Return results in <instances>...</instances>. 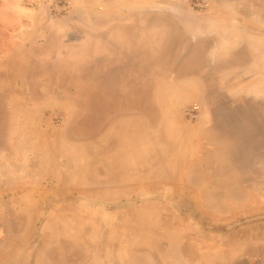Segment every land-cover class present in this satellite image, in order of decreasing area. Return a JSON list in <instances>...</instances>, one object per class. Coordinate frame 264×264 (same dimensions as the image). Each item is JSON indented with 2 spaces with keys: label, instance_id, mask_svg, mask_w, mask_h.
Listing matches in <instances>:
<instances>
[{
  "label": "rangeland",
  "instance_id": "374dc122",
  "mask_svg": "<svg viewBox=\"0 0 264 264\" xmlns=\"http://www.w3.org/2000/svg\"><path fill=\"white\" fill-rule=\"evenodd\" d=\"M158 1L191 11V69L177 74L197 77L205 31L244 38L248 54L264 47V0ZM108 9L0 0V264H247L246 254L264 264V99L219 88L207 71V102L191 95L174 108L151 101L164 71H143L141 142L117 148L112 114L86 101V86L45 81L85 39L88 17ZM117 161L124 192L112 198Z\"/></svg>",
  "mask_w": 264,
  "mask_h": 264
},
{
  "label": "crops",
  "instance_id": "0c3cea01",
  "mask_svg": "<svg viewBox=\"0 0 264 264\" xmlns=\"http://www.w3.org/2000/svg\"><path fill=\"white\" fill-rule=\"evenodd\" d=\"M82 1L74 0L77 5ZM102 2L104 6L108 4V12L101 16H89L85 39L79 37L81 42L76 46H69L62 58L56 61L54 68L46 71L50 73L44 75L49 85H71L80 90L86 86V101L103 104V109L112 114L114 121L106 128V133L117 136V148L121 147L122 142L130 149H136L137 143L141 142V129L142 124L144 125L143 71H164L161 76L156 73L150 81L153 92H156L152 94L151 101L159 102L157 97L163 96L162 101L174 104V108L191 95L198 97L201 102H207V71L216 72V85L219 88L229 86L234 88L233 93H246L254 98L264 99V47L258 52L250 48L251 52L248 54L244 38H236L227 31H219L218 28L213 38L209 39L208 31H205L199 36L197 77L192 78L189 74L185 76L180 73L178 75L177 72H189L191 69L192 36L189 7L183 6L182 10L178 5L158 0ZM162 17L173 22L178 31L164 33L159 21ZM203 40H206L204 45ZM84 43L86 46H80ZM58 44L56 41L54 49L50 47L51 51L61 49ZM76 53L86 55V64H81V59L71 58ZM162 55L166 57H159ZM52 72L53 80L50 78ZM84 77L87 78L86 81L82 80ZM179 89L186 91L178 95L176 90ZM56 100L62 102V94L56 95ZM205 117L208 118L207 112ZM163 122L166 124V120ZM171 123L174 122L171 120ZM152 126L151 122L149 127ZM198 129L201 131V125ZM120 151L118 149V152ZM111 169L110 175L117 174V179L110 182L115 189L113 188L109 197L119 198L124 192L120 187L119 174L123 173L120 162L112 163ZM87 181H90L89 175ZM245 256L247 264L254 262V257L247 254ZM240 258L241 256L231 255L230 262L237 263Z\"/></svg>",
  "mask_w": 264,
  "mask_h": 264
}]
</instances>
